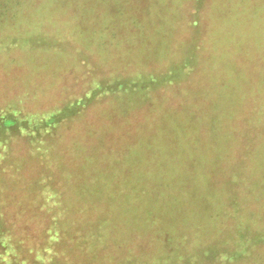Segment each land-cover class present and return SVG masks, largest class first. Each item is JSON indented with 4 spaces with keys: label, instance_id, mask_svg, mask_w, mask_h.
<instances>
[{
    "label": "rangeland",
    "instance_id": "obj_1",
    "mask_svg": "<svg viewBox=\"0 0 264 264\" xmlns=\"http://www.w3.org/2000/svg\"><path fill=\"white\" fill-rule=\"evenodd\" d=\"M9 40L18 48L2 56L0 104L24 95L17 105L24 114L61 108L80 94L91 78L77 80L85 68L102 79L155 77L149 99L132 79L126 90L115 85L113 98L89 94L106 99L98 105L104 110L89 109L91 138L82 139L89 128L73 123L52 155L59 173L46 174L48 195L60 188L64 207L74 205L77 184L83 188L101 239L117 219L124 238L106 236L114 242L105 257L131 255L136 231L125 238L126 225L135 217L138 227L151 211L145 230L163 225L172 236L215 244L214 254L232 264H254L259 255L264 261V0H0V50ZM10 53L37 70L28 91L10 80ZM113 143L123 150L131 144L132 154L109 153ZM13 158L25 166L20 184L12 169L2 179L7 218L29 196L43 197L26 182L38 179L45 158L24 147ZM250 236L261 242L252 253L245 250Z\"/></svg>",
    "mask_w": 264,
    "mask_h": 264
},
{
    "label": "trees",
    "instance_id": "obj_2",
    "mask_svg": "<svg viewBox=\"0 0 264 264\" xmlns=\"http://www.w3.org/2000/svg\"><path fill=\"white\" fill-rule=\"evenodd\" d=\"M15 48H18L17 42L9 40L8 46L0 50V63H3V54L10 49L14 54ZM12 54L10 53L11 57ZM11 62L14 67L9 77L13 86L21 89V91H28L29 87L26 85L29 80L35 83L36 79L32 77V74L37 70L34 67L29 70L28 65L18 64V59L15 56L11 58ZM186 62L184 61L182 64ZM194 63L199 62L195 59ZM191 67L194 70L192 69L191 73L186 72L187 74H194L195 66L190 65L188 69L190 70ZM94 69L96 73L97 70L95 67ZM90 70L93 72L92 68ZM83 73V77L78 76L77 80L91 76L90 80L85 81L80 94L77 93L74 96L70 94V98L68 96L64 99L65 102L62 101L61 108L58 107L39 114L31 112L24 114L17 106L24 103L22 102L26 99L24 95L17 104L11 102L5 106L0 104V185L4 183L2 179H4L5 173L11 169L16 172L13 175L16 184L21 183L20 180L23 179L21 171L25 162L14 159L13 156L19 154L23 147L31 157L40 153L45 158V163L38 166L41 169L38 179L34 183L26 182L31 191H35L34 186H38L39 189L36 193L41 195L43 193V197L35 199L29 196L28 205L23 204L25 209L21 207L15 210L9 218L6 217L3 205L0 204V264H121L122 258L124 264H232L231 262H234L232 258L231 260L230 257L229 259L227 257V259H219L218 254H214L215 244L204 245L202 243L199 245L193 243L186 234L172 236L169 229L163 225L145 230L144 223L149 222L151 211L147 212V218L140 221L142 223L138 227H135V217H133L134 224L129 221L127 223L129 227L126 225L125 238L130 239L129 230L136 231V244L131 245L133 254L131 253L127 257L125 250L123 252L124 257L120 253L117 256L111 253L105 257L107 248L114 242H111L109 237L112 238L115 235L117 238H124L123 233L120 232V224L117 219L112 223L113 227H110L109 233L101 239L100 234L92 230L98 217L87 210L88 206L83 200V188H79L77 184L74 205L70 207H64V195L60 188L48 195L49 189L52 188L50 184L52 180L47 184L49 179L46 176L47 171L53 173L55 169H59V162L52 156L58 152L57 143L62 139L66 140L65 133L71 129L73 123L77 124V130L82 125L86 129L89 128L85 125V120L90 118V116L88 117L89 109L94 104L97 105L96 111L104 110L99 107L103 106L100 104L106 103V99L91 101L88 98L89 94H93V99L98 98L100 93H105V98H108L107 95L113 98L116 90L115 85L122 84L126 90L128 87L134 86L130 85L126 79H132V81L137 82L135 84H139L137 90H143L142 97L145 94L146 97L144 98L149 99L152 89L155 87L152 81L155 77L151 74L102 79L99 75L94 76V73L90 75V71L86 68ZM145 77L148 79L146 80ZM92 78L94 81H92V85H89ZM168 82V86H171V80ZM58 94L56 97L59 98ZM31 116L35 117L32 118ZM88 123H90V119ZM91 132L93 131L90 128L85 130L84 136H81L82 139L89 140ZM24 141L27 142L24 143ZM117 145L113 143L106 145L105 148L108 152L109 148H113V150L119 151V153L124 152L126 155L131 153V144L127 145L128 148L124 150L119 149ZM67 150L73 155L86 152V150L77 152L74 148H67ZM61 179L62 174L60 173ZM69 182L72 183L70 180ZM76 182L81 183L78 178L73 183ZM22 187H24L23 184ZM140 201L143 205L145 197L141 198ZM75 202L77 203L75 204ZM149 227L151 226L149 225ZM106 236H109L108 239H105ZM244 240L248 241L245 250L251 253L261 247V242L256 241L253 236ZM124 241L126 242L125 239ZM230 245L233 246L234 244L228 242L226 249L230 250ZM137 250L139 251L138 258H136ZM135 251L136 253H134ZM233 255L234 253H232ZM259 256L254 259V264H264V261L259 260Z\"/></svg>",
    "mask_w": 264,
    "mask_h": 264
}]
</instances>
